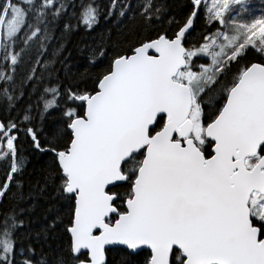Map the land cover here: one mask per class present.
Listing matches in <instances>:
<instances>
[{
  "label": "snow or ice",
  "instance_id": "6c2138e0",
  "mask_svg": "<svg viewBox=\"0 0 264 264\" xmlns=\"http://www.w3.org/2000/svg\"><path fill=\"white\" fill-rule=\"evenodd\" d=\"M0 264H264V0H0Z\"/></svg>",
  "mask_w": 264,
  "mask_h": 264
},
{
  "label": "rangeland",
  "instance_id": "374dc122",
  "mask_svg": "<svg viewBox=\"0 0 264 264\" xmlns=\"http://www.w3.org/2000/svg\"><path fill=\"white\" fill-rule=\"evenodd\" d=\"M255 2H256L257 5L259 6L260 0H255Z\"/></svg>",
  "mask_w": 264,
  "mask_h": 264
}]
</instances>
